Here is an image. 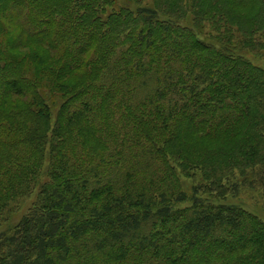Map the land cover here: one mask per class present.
<instances>
[{
  "label": "trees",
  "instance_id": "obj_1",
  "mask_svg": "<svg viewBox=\"0 0 264 264\" xmlns=\"http://www.w3.org/2000/svg\"><path fill=\"white\" fill-rule=\"evenodd\" d=\"M129 1L0 0V264H264V0Z\"/></svg>",
  "mask_w": 264,
  "mask_h": 264
},
{
  "label": "rangeland",
  "instance_id": "obj_2",
  "mask_svg": "<svg viewBox=\"0 0 264 264\" xmlns=\"http://www.w3.org/2000/svg\"><path fill=\"white\" fill-rule=\"evenodd\" d=\"M114 8H119L121 6H128L133 7L134 3L130 2L129 0H114ZM150 4V0L144 1V5ZM113 7L111 9H114ZM207 32V31H206ZM242 55L250 61L254 66L259 67L264 70V56H257L253 54L252 52L243 51ZM198 181L201 182V175L198 173ZM182 186L186 193L192 197V188H193V182L188 179H181ZM201 200L203 202H210L212 204L217 205H226L233 208H240L243 210H246L250 213H253L257 215L259 218H261L264 221V196L258 191H253L251 189H245L240 191L239 194L235 196H230L224 200H217L213 197L204 196L201 197ZM30 203V202H29ZM28 203V204H29ZM192 200H190L187 204L183 205H192ZM28 204L25 205V207L22 208V211L15 215L12 219L15 221H19L20 218L25 214Z\"/></svg>",
  "mask_w": 264,
  "mask_h": 264
}]
</instances>
